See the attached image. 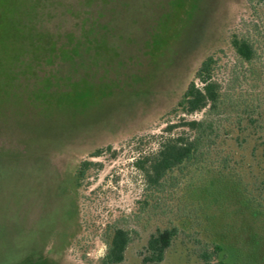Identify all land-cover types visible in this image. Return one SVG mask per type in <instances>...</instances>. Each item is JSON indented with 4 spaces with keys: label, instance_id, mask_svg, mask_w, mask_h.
I'll use <instances>...</instances> for the list:
<instances>
[{
    "label": "rangeland",
    "instance_id": "374dc122",
    "mask_svg": "<svg viewBox=\"0 0 264 264\" xmlns=\"http://www.w3.org/2000/svg\"><path fill=\"white\" fill-rule=\"evenodd\" d=\"M233 36L252 44L251 62ZM208 56L219 137L145 203L133 163L177 121ZM170 224L179 233L158 264H207L212 244L209 264H264V2L0 0V264H98L112 225L131 230L122 264H143Z\"/></svg>",
    "mask_w": 264,
    "mask_h": 264
},
{
    "label": "trees",
    "instance_id": "16d2710c",
    "mask_svg": "<svg viewBox=\"0 0 264 264\" xmlns=\"http://www.w3.org/2000/svg\"><path fill=\"white\" fill-rule=\"evenodd\" d=\"M252 6L264 0H246ZM231 46L242 62H251L255 57L252 44L246 38L233 36ZM216 60L208 56L199 65L194 79L188 84L182 97L173 110L177 121L167 122L163 133L158 137L157 149L154 152L138 157L133 165L141 173L144 180V202L154 194L168 186L176 187L178 179L174 172L184 173L191 167H199L210 156L219 137L213 116L219 114L223 104L221 84L215 77ZM206 110L201 119H187L196 113ZM110 148L108 147L107 150ZM103 150H96L91 157H98ZM94 165L91 160L80 162L75 181L80 186L87 171ZM105 254L98 264H122L125 251L131 243V230L112 225L105 231ZM179 228L173 224L157 229L150 235L142 257L143 264H158L163 261L165 251L177 237ZM208 245L203 247L200 258L207 264L222 251L218 244H212V252H207ZM218 264H224L220 261Z\"/></svg>",
    "mask_w": 264,
    "mask_h": 264
}]
</instances>
